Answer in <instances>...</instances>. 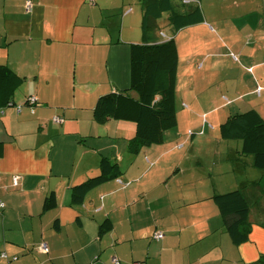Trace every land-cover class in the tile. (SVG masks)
Instances as JSON below:
<instances>
[{"label": "crops", "instance_id": "0c3cea01", "mask_svg": "<svg viewBox=\"0 0 264 264\" xmlns=\"http://www.w3.org/2000/svg\"><path fill=\"white\" fill-rule=\"evenodd\" d=\"M188 1L172 0L173 10L200 9L201 22L180 31L165 26L159 37L175 39L178 48V125L162 144L143 146L136 123L101 124L94 116L101 97L131 86L141 0H34L30 13L25 0H0V264H259L264 258V198L251 210L241 245L232 242L212 199L263 174L239 183L243 168L254 169L239 154L240 173L221 171L224 189L214 181L207 187L203 176L211 168L185 164L195 137H184L182 128L186 118L201 132L207 116L216 132L229 116L250 110L264 119V0ZM31 96L37 105L28 103ZM103 158L116 164V177L77 201L73 189L101 176ZM51 195L57 203L46 210Z\"/></svg>", "mask_w": 264, "mask_h": 264}, {"label": "trees", "instance_id": "16d2710c", "mask_svg": "<svg viewBox=\"0 0 264 264\" xmlns=\"http://www.w3.org/2000/svg\"><path fill=\"white\" fill-rule=\"evenodd\" d=\"M29 1L33 6L35 4L34 0H25L26 11ZM141 7L142 42L132 45L131 86L125 91L109 93L101 97L94 109V116L101 124L109 120L136 123V139L143 146H152L162 144L165 133L178 125L176 104L178 48L175 39L161 41L160 33L165 26H172L180 31L200 23L201 10L196 9L191 13L175 12L172 0H141ZM160 21H163L162 25ZM36 99V103L31 105L39 103L37 97ZM54 118H60L62 121L59 123L64 122L62 117ZM204 119L206 120L207 116H204ZM220 137L229 141L242 140L240 154L252 156L253 167L263 174L260 180L212 197L220 209L225 229L232 242L241 245L248 241L249 232L246 225L251 210L256 205L260 206L264 198V119L256 110L231 115L220 126ZM100 165L101 176L73 189L77 201L109 177H116L115 163L103 158ZM56 203L55 195L49 196L45 202V209H52ZM158 235L164 237L162 232H158L155 237L157 238ZM113 264H116L115 261ZM259 264H264V258Z\"/></svg>", "mask_w": 264, "mask_h": 264}, {"label": "rangeland", "instance_id": "374dc122", "mask_svg": "<svg viewBox=\"0 0 264 264\" xmlns=\"http://www.w3.org/2000/svg\"><path fill=\"white\" fill-rule=\"evenodd\" d=\"M162 22L163 21H160L161 25L163 24ZM163 29L166 30L167 27H164ZM193 115H197V114H193ZM198 116L201 117L202 115H198ZM202 121H203L204 126L201 132H198L196 130L197 129L196 123L194 121L192 122L187 121V119L184 118V123H183L182 128H184L186 132L188 133V134L186 133V136L184 137H188V138L195 137V140L193 142V145H194L193 151L186 152L187 159L185 160V164L190 163V162L192 163L193 161L194 163H196L198 161L197 166L194 165L193 167L199 168V167H202V163L203 165L204 163H206L211 168L209 171L207 170L208 172H206V174L203 176L207 182V187L212 189V183L214 181V183L218 182V186L223 187L224 189V186L227 183L228 179L224 178L222 173L228 170L232 172L231 174L238 175L240 173V167H242V164L238 160V156L240 154L243 141L240 139H232L230 142L225 141L222 145H220L216 141V138H221L219 135L220 129L218 128L217 131L214 132L210 122H208V119L205 120L204 116L202 118ZM206 126L208 128V132H212V133H207L205 131ZM189 129L190 131L188 132ZM191 130H193L194 132H192ZM172 132H175V131H172ZM172 137L173 136H171V139H173ZM178 146L180 150H185L184 149L185 142L179 143ZM245 157L248 158L249 161H251L253 158L252 156H245ZM229 159H231L230 160L231 163L228 162ZM243 169L244 171L241 170L242 172L241 174H243V172L244 174L242 175V177L239 178L240 180L238 179L239 183L241 181L250 180L252 179V177L259 178L260 174H262V172L256 168L252 169V168L246 167ZM251 174H253V176ZM234 179L235 177H233V180ZM232 189H239V188H236V186H231V188H228V190H232Z\"/></svg>", "mask_w": 264, "mask_h": 264}, {"label": "built area", "instance_id": "2783aa9c", "mask_svg": "<svg viewBox=\"0 0 264 264\" xmlns=\"http://www.w3.org/2000/svg\"><path fill=\"white\" fill-rule=\"evenodd\" d=\"M185 2H189V1H188V0H185ZM32 9H33V5H32V3L29 1V2L27 3V12H28V13L31 12ZM250 71H252V69H250ZM261 89H262V88H259V89H258V93H260ZM36 101H37V99H36L35 96H31V97L28 99V103H29V104H35ZM54 121L57 122V123H59V122H61L62 120H61L60 118H54ZM18 179H19V176H15V181H16V182L18 181ZM119 182H121V181L119 180ZM1 205L3 206V204H1ZM162 237H163V235H158V236H157V238H162ZM40 248H41V250H42L43 252H46V253H47V252L49 251L48 245H47L46 243H44V244L42 243L41 246H40ZM3 256H5V254H3ZM115 263H116V264H119V262H118L117 260H115Z\"/></svg>", "mask_w": 264, "mask_h": 264}]
</instances>
